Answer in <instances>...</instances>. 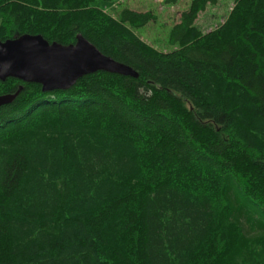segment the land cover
<instances>
[{"label":"trees","instance_id":"16d2710c","mask_svg":"<svg viewBox=\"0 0 264 264\" xmlns=\"http://www.w3.org/2000/svg\"><path fill=\"white\" fill-rule=\"evenodd\" d=\"M114 1L0 0V41L81 34L139 75L0 81V264H264V0L206 32L192 0L171 52Z\"/></svg>","mask_w":264,"mask_h":264},{"label":"water","instance_id":"95a60500","mask_svg":"<svg viewBox=\"0 0 264 264\" xmlns=\"http://www.w3.org/2000/svg\"><path fill=\"white\" fill-rule=\"evenodd\" d=\"M98 72L138 79V73L104 55L79 34L75 44L50 43L42 35H16L0 41V81L16 79L38 84L43 92L67 91L85 76ZM0 96V109L12 104L22 92Z\"/></svg>","mask_w":264,"mask_h":264},{"label":"rangeland","instance_id":"374dc122","mask_svg":"<svg viewBox=\"0 0 264 264\" xmlns=\"http://www.w3.org/2000/svg\"><path fill=\"white\" fill-rule=\"evenodd\" d=\"M236 0H219L217 5H209L196 25L204 32L210 31L223 23L234 7ZM192 0H179L175 5L165 3V0H115L108 12L117 17L123 10L131 9L138 12L151 11L156 20L137 31L139 37L161 52H171L177 49L169 43V34L175 24L179 23L184 12L188 11Z\"/></svg>","mask_w":264,"mask_h":264}]
</instances>
